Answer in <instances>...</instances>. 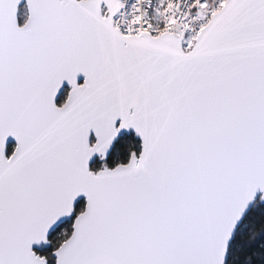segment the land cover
<instances>
[{
	"label": "snow or ice",
	"instance_id": "1",
	"mask_svg": "<svg viewBox=\"0 0 264 264\" xmlns=\"http://www.w3.org/2000/svg\"><path fill=\"white\" fill-rule=\"evenodd\" d=\"M0 264H264V0H0Z\"/></svg>",
	"mask_w": 264,
	"mask_h": 264
}]
</instances>
